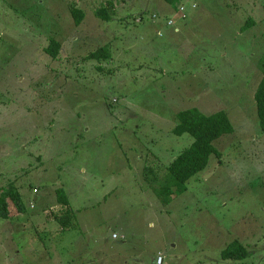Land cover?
<instances>
[{
	"label": "rangeland",
	"instance_id": "374dc122",
	"mask_svg": "<svg viewBox=\"0 0 264 264\" xmlns=\"http://www.w3.org/2000/svg\"><path fill=\"white\" fill-rule=\"evenodd\" d=\"M263 55L264 0H0V188L25 206L0 219V264H264ZM193 108L233 132L163 204L150 185L193 142L172 133ZM232 242L245 259L222 257Z\"/></svg>",
	"mask_w": 264,
	"mask_h": 264
},
{
	"label": "trees",
	"instance_id": "16d2710c",
	"mask_svg": "<svg viewBox=\"0 0 264 264\" xmlns=\"http://www.w3.org/2000/svg\"><path fill=\"white\" fill-rule=\"evenodd\" d=\"M167 1L170 2V0ZM111 5L107 4V7L97 9L95 16L103 21H109L111 14H109L108 10ZM68 9L75 25L79 26L83 22L84 13L73 4H70ZM157 19L158 17H156ZM106 46L108 45L101 46L89 53L87 58L108 60L109 52ZM60 49L61 45L56 40H50V43L44 48V51L53 59H56ZM259 67L261 69V79L254 92V102L258 124L260 130L264 132V55ZM177 120L178 122L172 130V133L176 136L188 134L193 138V142L170 162L161 176L159 174L153 176L150 186L163 204L168 203L172 190H175V192L184 191L187 182L206 168L211 156L217 159L220 157L219 151L214 146V142L223 135L233 132L231 122L227 114L223 111L205 115L193 108L177 113ZM148 171L151 170L146 169L144 173ZM55 192L57 202L65 207L63 214L56 217V220L65 228L68 226V218L71 216L67 197L62 189H57ZM24 211L25 206L21 195L13 182L0 188V219H13L15 216L24 213ZM247 256L248 252L246 248L238 242L230 243L222 251V257L226 259L241 260Z\"/></svg>",
	"mask_w": 264,
	"mask_h": 264
},
{
	"label": "built area",
	"instance_id": "2783aa9c",
	"mask_svg": "<svg viewBox=\"0 0 264 264\" xmlns=\"http://www.w3.org/2000/svg\"><path fill=\"white\" fill-rule=\"evenodd\" d=\"M156 15H152L151 16V18H152V20L153 19H156ZM166 24L168 25V26H172V22L170 21V20H168L167 22H166ZM115 236V235H114ZM163 262H164V259H163V257L162 256H158L157 257V259H156V264H163Z\"/></svg>",
	"mask_w": 264,
	"mask_h": 264
},
{
	"label": "clouds",
	"instance_id": "9594fccd",
	"mask_svg": "<svg viewBox=\"0 0 264 264\" xmlns=\"http://www.w3.org/2000/svg\"><path fill=\"white\" fill-rule=\"evenodd\" d=\"M168 26V25H167ZM33 191L35 192L36 191V189H33Z\"/></svg>",
	"mask_w": 264,
	"mask_h": 264
}]
</instances>
